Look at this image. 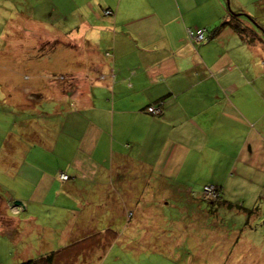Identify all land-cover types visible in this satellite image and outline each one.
<instances>
[{
    "label": "crops",
    "instance_id": "0c3cea01",
    "mask_svg": "<svg viewBox=\"0 0 264 264\" xmlns=\"http://www.w3.org/2000/svg\"><path fill=\"white\" fill-rule=\"evenodd\" d=\"M229 4L264 26V0ZM30 10L13 20L0 48V264H145L114 230L117 221L130 226L128 196H107L99 206L76 194L83 185L109 186L112 177L121 183L123 161L151 184L184 179L220 189L221 199L207 202L213 217L205 232L214 243L205 246L204 264H264L263 30L238 17L243 36L229 24L212 33L230 18L224 0H37ZM189 28H205V40L190 39ZM61 60L66 84L56 77L45 86L21 83L34 62L60 70ZM50 94L65 105L56 108L60 129L52 138L45 126L39 142L36 130L8 115ZM149 105L160 113H148ZM71 115L73 131L65 127ZM18 138L30 146L17 151ZM135 187L118 192L135 195ZM219 209L232 225L244 215V227L220 230Z\"/></svg>",
    "mask_w": 264,
    "mask_h": 264
},
{
    "label": "rangeland",
    "instance_id": "374dc122",
    "mask_svg": "<svg viewBox=\"0 0 264 264\" xmlns=\"http://www.w3.org/2000/svg\"><path fill=\"white\" fill-rule=\"evenodd\" d=\"M36 2L37 0H17L16 2H14V0H0V48L4 47L5 37L12 33L9 29H11L10 25L13 24V20H17L20 16L26 19L28 15L33 14L34 10H32V12L30 10L29 13L27 10L32 9ZM224 2L225 6L229 9L230 4L228 7L227 0H224ZM238 17L243 18L244 16ZM2 51L4 52L5 49ZM80 60L81 68L83 69L87 62L84 56ZM58 62L61 66L60 70H56L55 65L52 63L34 62V64L29 67L33 68L30 72L22 73L28 75L25 77H23L24 75L22 76L21 83H23V85L36 84L45 86L48 85L49 82L54 81L52 77H56L61 79V82L64 81L61 84H66L65 81L69 78L65 75V71L68 69L67 60ZM36 69L39 70L36 71ZM1 82L3 83V81ZM75 86L76 89L74 92L77 96L81 93V89L84 86V82L81 78L75 82ZM76 96H72L73 102H79ZM50 97L53 96L50 94L48 100L42 102L35 101V99L32 100L34 105L33 110L27 108L22 114L13 113L8 115L10 119L17 120L18 124L22 123L26 129L36 130V133H33V137L39 142L43 139L45 126L48 125L49 127L47 130L48 133H53L52 138L56 136V132L60 129L62 112L57 115L56 108L59 104H62L60 109H63L65 105L64 102L59 103L54 98L50 99ZM15 109L7 107V110H11L12 112L17 110ZM49 112L52 113L47 116L46 113ZM1 116L2 112L0 109V117ZM72 117L74 116H69L65 124V127L70 131L74 130L72 126L74 121L71 120ZM23 121H26L27 124ZM47 122L48 124H46ZM62 132L63 130L61 134ZM49 137L51 138V135ZM18 143L20 147H17V151H21L25 146L28 145L29 147L31 144L29 139L27 141L24 138H18L17 144ZM20 156H22V152ZM12 157L18 158L19 153L13 154ZM121 168L122 169L119 171L120 177H122L121 183L116 181V177H112L110 178L111 183L109 186L99 187L93 184L83 185L82 189L76 194L78 196L91 197L97 199V201L101 200L99 206H103L102 203L107 196L119 197L121 194L128 196L126 199L132 204V208H130L129 212L134 213L133 217L130 219V226L125 229V225H121L119 221H117L114 230L118 232L119 243L123 245L124 243H128L129 248L132 247L133 251H135L132 254L135 256L136 260L144 262L145 264H168L169 262H173L174 264H191V261H197V264H204L202 260H205V246L209 245V243L213 244L214 241L208 239L209 237L206 236L205 232L207 227H211L213 216L211 215L212 213L210 212L208 203L204 200V197L206 198L207 196L201 193L202 190L184 179L174 182H163L158 180L154 182V184H151L153 178L141 173L142 170L139 169V166L130 167L126 164V161H123ZM136 168L137 170H135ZM61 174H59L60 179H68V176L63 178L62 176L64 175ZM147 179L150 180L147 181ZM148 183L150 189L144 188ZM135 185L136 187L134 190L137 194H143L140 200H145V203H134L137 198L135 195L137 194L134 195L132 192L131 194H127L125 191L118 192L119 187L126 186L127 188H131ZM244 206L247 205L244 204ZM11 209L16 211L15 205H11ZM138 212L145 213L142 215V217L145 218L144 220L138 215ZM215 214L221 219L223 227L220 230L222 231L232 233L236 228L241 229L244 227V215L237 214V217L239 216L240 219L238 221L235 219V224L232 225L233 220H231L227 213L224 214V211L221 209L215 211ZM207 220L210 221L208 224L206 222ZM105 223L106 216L103 215L102 220L100 219V226L104 228ZM126 239H128V242ZM214 239L215 242L228 246V241L225 236H218ZM256 247V251L253 252L254 255H257L261 250L258 243Z\"/></svg>",
    "mask_w": 264,
    "mask_h": 264
},
{
    "label": "trees",
    "instance_id": "16d2710c",
    "mask_svg": "<svg viewBox=\"0 0 264 264\" xmlns=\"http://www.w3.org/2000/svg\"><path fill=\"white\" fill-rule=\"evenodd\" d=\"M106 11H109V10H106ZM105 11V13H106ZM111 12V11H110ZM229 19H222L221 22L216 25L214 28H212L211 32L214 33V32H217V30L224 26V25H227L229 24L231 27H233V29L240 35V36H243V34L245 33V29L240 25V23L237 22V19H238V16H244L246 19H248L249 22L253 23L256 27H259L261 30H263L264 32V26L258 21L256 20L253 16L249 15L248 13L246 12H233L230 8H229ZM189 29H196V28H189ZM205 33H206V29H205ZM189 37V36H188ZM206 38V37H205ZM152 105H149L145 108V110L148 112V113H151L148 111V107H150ZM152 107H159V106H152ZM153 114V113H151ZM65 174V173H64ZM67 175V174H66ZM68 176V175H67ZM205 186V185H203ZM202 186V188H203ZM217 190V196L216 197H204V200L206 202H215V201H219L222 197V193L220 192V189L217 188L216 186H214ZM201 188V190H202ZM202 193V192H201ZM244 210L248 211V212H252V210L250 209H247V208H243ZM53 254V252H51V254H48L46 255V259L45 260H49L51 258V255ZM35 262L38 261L37 259L34 260ZM29 262V261H27Z\"/></svg>",
    "mask_w": 264,
    "mask_h": 264
},
{
    "label": "built area",
    "instance_id": "2783aa9c",
    "mask_svg": "<svg viewBox=\"0 0 264 264\" xmlns=\"http://www.w3.org/2000/svg\"><path fill=\"white\" fill-rule=\"evenodd\" d=\"M107 14L110 13V11H106ZM187 34L190 39L195 40V41H203L205 40L206 34H205V28H196V29H187ZM148 111L153 113V114H158L160 113V107H148ZM61 175L63 178H66L67 175L62 173ZM202 194L207 196V197H216L217 196V190L213 185H205L202 188Z\"/></svg>",
    "mask_w": 264,
    "mask_h": 264
},
{
    "label": "water",
    "instance_id": "95a60500",
    "mask_svg": "<svg viewBox=\"0 0 264 264\" xmlns=\"http://www.w3.org/2000/svg\"><path fill=\"white\" fill-rule=\"evenodd\" d=\"M227 5H228V0H227Z\"/></svg>",
    "mask_w": 264,
    "mask_h": 264
}]
</instances>
